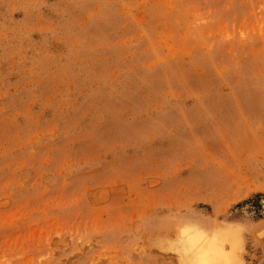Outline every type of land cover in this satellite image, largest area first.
I'll return each mask as SVG.
<instances>
[{
    "label": "rangeland",
    "instance_id": "rangeland-1",
    "mask_svg": "<svg viewBox=\"0 0 264 264\" xmlns=\"http://www.w3.org/2000/svg\"><path fill=\"white\" fill-rule=\"evenodd\" d=\"M196 234L264 264V0H0V264Z\"/></svg>",
    "mask_w": 264,
    "mask_h": 264
},
{
    "label": "bare ground",
    "instance_id": "bare-ground-1",
    "mask_svg": "<svg viewBox=\"0 0 264 264\" xmlns=\"http://www.w3.org/2000/svg\"><path fill=\"white\" fill-rule=\"evenodd\" d=\"M189 237V236H188ZM202 234H196L190 237V249L196 251L193 264H220L221 248L215 243L203 244ZM187 246V244H186Z\"/></svg>",
    "mask_w": 264,
    "mask_h": 264
}]
</instances>
